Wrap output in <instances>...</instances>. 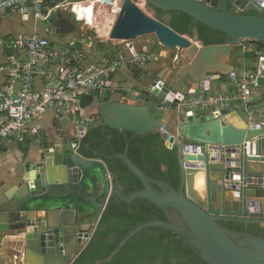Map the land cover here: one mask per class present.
<instances>
[{
    "label": "water",
    "instance_id": "obj_1",
    "mask_svg": "<svg viewBox=\"0 0 264 264\" xmlns=\"http://www.w3.org/2000/svg\"><path fill=\"white\" fill-rule=\"evenodd\" d=\"M139 1L161 13H184L191 25L217 31L224 41L204 46L195 31L180 35L167 26L166 15L149 17L135 5ZM248 12L253 15H245ZM80 24L74 12L61 9L46 32L67 36L77 33ZM146 36L154 38L157 47L152 51L163 61L161 71L169 74H156L138 89L136 98L125 91L111 94L100 102L99 122L93 126L137 135L159 133L166 149H176L179 191L164 184L155 191L127 158L126 149L113 158L123 162L142 190L123 194L117 176L102 159L78 153L88 128L79 125L76 133L60 114L56 130L49 131L36 151L28 150L13 173L0 180V262L17 240L22 264H74L110 199L117 197L125 204L145 199L167 216L174 211L180 221L154 220L135 227L110 256L95 264L109 262L128 240L150 227L174 231L206 264H264V238L220 225L264 226L263 116L250 123L229 106L205 115L177 106L184 98L204 96L222 76L234 80L236 47L247 41L264 43V0H124L110 39L130 42ZM253 69L258 89H264V52L256 53Z\"/></svg>",
    "mask_w": 264,
    "mask_h": 264
},
{
    "label": "built area",
    "instance_id": "obj_2",
    "mask_svg": "<svg viewBox=\"0 0 264 264\" xmlns=\"http://www.w3.org/2000/svg\"><path fill=\"white\" fill-rule=\"evenodd\" d=\"M124 0H65L62 4L47 0H0V16L16 13L31 17L33 21L49 24L58 10L74 12L87 30L90 38L105 44L121 43L110 39ZM135 5L146 15H152L144 1ZM76 7L83 10L75 12ZM126 43V42H125ZM7 56L6 84L0 88V113L4 119L0 122V144L15 138L18 142L26 139L27 126L49 109H55L58 115L68 118L71 129L77 133L79 125H92L97 122L95 116L85 118L79 108L83 93H94L103 97L111 91L109 78L117 70L142 68L157 59L151 51L135 52L131 59L116 55V59L98 64H86L85 54L74 44L63 48L59 55L52 52L49 41L34 28L26 36H20L7 42H1ZM243 51H248L243 47ZM22 52L24 58H19ZM56 60L59 61L56 62ZM42 79L41 88L36 86ZM257 72L241 71L236 79L234 93H215L199 97L184 98L177 106L185 111H216L224 106H239L241 114L250 123L261 118L259 106L252 103V93L258 89ZM164 105L167 104L163 100ZM80 112V113H79Z\"/></svg>",
    "mask_w": 264,
    "mask_h": 264
},
{
    "label": "trees",
    "instance_id": "obj_3",
    "mask_svg": "<svg viewBox=\"0 0 264 264\" xmlns=\"http://www.w3.org/2000/svg\"><path fill=\"white\" fill-rule=\"evenodd\" d=\"M51 5V1L47 0ZM152 17L160 19L167 16L166 24L180 35H192L195 31L198 41L204 45L221 44L224 36L217 31L210 30L206 26L196 23L191 25V18L184 13L162 12L152 10ZM245 15H253L248 12ZM87 36V35H86ZM97 42V41H95ZM252 46V50L246 53L245 59L254 62L256 53L264 52V43L247 41L244 43ZM50 48L52 43L49 41ZM98 49L103 50L114 47L111 44H97ZM75 48L82 50L81 44H75ZM118 50V47H115ZM102 50V49H101ZM115 50L105 57V61L116 59ZM7 56L9 52H6ZM118 55V54H117ZM253 69V68H252ZM137 71V70H136ZM107 93L100 97L94 93H83L80 96L79 108L86 115L87 110L95 102L109 100ZM80 113V112H79ZM94 112L88 116L99 115ZM88 130L78 145V153L87 159H102L109 172L118 178L123 194H130L142 190L140 181L127 170L120 159L113 158L114 155H122L127 149V158L140 169L150 180L151 187L160 192L159 184L169 186L179 191L180 176L176 149L168 150L164 147V141L159 133L150 132L144 135H137L130 132L119 133L116 129L107 126L87 125ZM25 142V140L23 141ZM26 154L27 150H23ZM166 167V171L162 167ZM179 217L172 211L167 216L164 211L149 203L145 199H135L130 204H125L112 197L107 205L101 219L99 220L90 242L81 252L74 264H95L98 260H105L118 247L119 243L135 227L150 221H163L178 223ZM220 225L229 231L244 233L264 238V226L243 224L235 222H221ZM100 264H206L196 252L174 231L150 227L140 231L128 240L120 251L107 263Z\"/></svg>",
    "mask_w": 264,
    "mask_h": 264
},
{
    "label": "crops",
    "instance_id": "obj_4",
    "mask_svg": "<svg viewBox=\"0 0 264 264\" xmlns=\"http://www.w3.org/2000/svg\"><path fill=\"white\" fill-rule=\"evenodd\" d=\"M252 13V12H251ZM28 19H30L31 23H32V30L31 33L33 32L34 28L37 30V32L39 33L38 30V23H43V22H37L35 23L33 21V19H31V17H28ZM44 28V27H43ZM30 33V34H31ZM87 33V32H86ZM75 34V33H74ZM78 35V38L76 40H78V43L81 45H84L85 47H82V50L84 51L85 54V63L86 64H98L101 63L103 61H105V57L110 54L108 52L105 51V49L103 50V47H101L100 49H98L97 52H95L94 54H92L93 57L88 56V51L86 52L87 48L86 46H91L92 43L90 42L91 39L88 38V36H84L87 35L85 34V32L82 30V33ZM21 35H17L16 37H11L10 40L12 39H16L18 37H20ZM26 36V35H25ZM45 38H47L50 43H52L51 46V50L52 52H54L56 54V56L59 55L60 51L63 48H67L65 47V45H60L59 47H54V40L52 39V36H44ZM50 37V38H49ZM58 37H64V36H58ZM8 38H6V36L2 39H0V88L3 87L7 80H8V76H7V54H6V50L5 48H3L1 42H7L9 40H7ZM148 41V42H147ZM77 43V44H78ZM149 44L150 47L152 46V48H155V40L152 36H146V37H142V38H138L134 41H130V42H121V43H115V45H112L114 47H118L117 50V54H121L123 55L124 58L126 59H131V55L130 52L128 51L131 47L134 46H142V44ZM243 47H246L248 51H242ZM102 49V50H101ZM163 49V48H162ZM252 50V46H246L244 45H240L238 46V48L236 49L237 53V61L234 62V66L236 68H238L237 72H236V77L234 78V80H229L227 81L225 79L224 76H222V78L219 79V81L215 82L213 84V86L210 88V90L206 93V95L209 94H215V93H234L236 91V79L238 74L241 71H248V70H254L253 68V62H249L248 60L245 59V55L246 53H248L249 51ZM137 52V51H136ZM164 52V51H163ZM162 52V54H163ZM18 57L19 58H24V55L22 52L18 53ZM56 62L59 63L58 60H56ZM161 63H163L162 59L160 58V56H158V59H154V61L149 62V64L147 63V65H145L144 67L140 68V69H136L135 68H129V67H124L121 68L123 69L122 71H119L120 73L114 78V77H110L109 82L112 86L111 91L108 92L110 95L111 94H116V93H120V92H127L128 94L132 95L133 97H137L139 96V88L142 87L143 85L146 86L148 83H150V81H152L153 77L156 74H159V76L161 75V77L166 74H169V70L164 73L165 71H161ZM130 80L135 82L138 85V88L135 90H133V88H125L123 85L126 82V80ZM113 80V81H112ZM42 79L38 78L37 79V83L36 86L38 89L41 88L42 85ZM264 95V89H256L253 91L252 93V103H255L256 105L259 106L260 112H261V116H263V121H264V106H263V102L261 100V98H263ZM110 97V96H109ZM264 100V99H263ZM100 102L98 103L99 106ZM98 106H96L95 104H93L91 107H89V109L87 110L86 113L91 114L94 113L96 111H98ZM233 110L237 111L238 113L241 114L240 111V107L235 105L232 106ZM211 111H201V110H197L195 111V113L197 115H205L210 113ZM57 111H55V115H54V121L52 123H47V122H43L40 123L41 120H37L39 119L41 116H39L38 118H36L34 121L30 122L27 126V134L26 135V139L25 142H18V140H16L15 138H12L11 140L8 141H3L0 144V180H2V178L5 177L6 173H13L14 169H16V167L18 166L19 163L22 162V160L24 159V156L26 154H23V150H32V151H36V145L40 144L44 141V135H46L49 131L52 130H56L54 128L55 124H59V117H57ZM242 115V114H241ZM4 119L3 114L0 113V122ZM61 129V128H59ZM169 132L173 133V130L169 127ZM26 152V153H27ZM30 156H32V154H30ZM13 251L11 253H9L8 255H5L2 259V261L0 262V264H22V250L18 249L19 248V242L16 240H13ZM15 251V252H14ZM34 264V262H33Z\"/></svg>",
    "mask_w": 264,
    "mask_h": 264
},
{
    "label": "rangeland",
    "instance_id": "obj_5",
    "mask_svg": "<svg viewBox=\"0 0 264 264\" xmlns=\"http://www.w3.org/2000/svg\"><path fill=\"white\" fill-rule=\"evenodd\" d=\"M45 25H46L45 23H38V30L41 36L48 37V35L45 33V30L43 28ZM31 30H32V23L30 19H28V17L26 16H22L16 13H7V14L0 16V39L6 36V38H8L7 40H10L11 37H16L17 35H21V36L29 35L31 33ZM77 38H78L77 34H70L64 37L52 36V39L54 40V44H53L54 47H59L60 45H63V44L65 45V47L71 44H76L78 43V40H76ZM90 42H92V45L86 46L87 48L86 52L88 51V56L93 57L92 54L98 51V47H97L98 43L93 42V41H90ZM82 47L84 48L85 46L82 45ZM151 49L152 47H150L149 44L145 43V44H142V46L137 45V46L131 47L128 51L130 52V54H133L136 51L137 52L150 51ZM114 50L115 52L117 51L115 47H108L105 49L107 54L108 52L112 53ZM122 70L123 69H119L116 72H114L111 78L114 77L115 75L117 76L120 73L119 71H122ZM123 86L125 88H131V89L133 88V90L134 89L136 90L138 88V85L135 82L130 81L128 79L126 80ZM261 100L264 101L263 98H261ZM98 103L99 102L97 101L94 104L98 106ZM262 104L264 106V102ZM96 113L99 114L98 111H96ZM54 115H55V109H49L45 111L42 114V116L37 120L39 121L43 118L40 121V123H43V122L52 123L54 121ZM88 115L89 114L86 113L85 118H88L89 117Z\"/></svg>",
    "mask_w": 264,
    "mask_h": 264
},
{
    "label": "clouds",
    "instance_id": "obj_6",
    "mask_svg": "<svg viewBox=\"0 0 264 264\" xmlns=\"http://www.w3.org/2000/svg\"><path fill=\"white\" fill-rule=\"evenodd\" d=\"M52 3V2H51ZM54 3V2H53ZM147 5V4H146ZM148 7V6H147ZM149 8V7H148ZM149 10H150V8H149ZM151 11V10H150ZM151 13H152V11H151ZM55 17V16H54ZM150 17V16H149ZM151 18H153L152 17V15H151ZM37 23V22H36ZM48 24H46L45 26H44V30H46V26H47ZM81 25V24H80ZM81 28V27H80ZM84 32H85V29L83 30ZM40 34V33H39ZM76 34V33H75ZM81 33H79V35H80ZM85 34H87V36H88V38L89 39H91L90 41H93V42H95V40H93L92 38H90L91 36H90V34L87 32H85ZM53 36H55V35H53ZM84 36H86V35H84ZM43 37V36H42ZM45 38V37H44ZM47 39V38H46ZM48 40V39H47ZM49 41V40H48ZM115 41V40H114ZM121 42H125V41H121ZM92 43V42H91ZM97 43H99V42H97ZM103 44H105V43H103ZM75 45V44H74ZM112 45V44H111ZM240 45H244V43L243 44H240ZM239 45V46H240ZM247 46V45H246ZM152 47V46H151ZM157 47V46H156ZM248 47V46H247ZM238 47H236V49H237ZM246 48V47H245ZM236 49H235V53H238V52H236ZM153 50V48L150 50L151 52H153L152 51ZM243 51V50H242ZM84 53V52H83ZM154 53V52H153ZM155 54V53H154ZM156 55V57H157V59H158V54H155ZM136 69V68H135ZM137 69H140V68H137ZM136 69V70H137ZM99 115V114H98ZM62 117H65V116H62ZM60 119V118H59ZM97 122H99V119L97 120ZM97 122H95V123H97ZM95 123H93V125L95 124ZM68 126L70 127V125H69V122H68ZM71 128V127H70ZM88 128V127H87Z\"/></svg>",
    "mask_w": 264,
    "mask_h": 264
},
{
    "label": "flooded vegetation",
    "instance_id": "obj_7",
    "mask_svg": "<svg viewBox=\"0 0 264 264\" xmlns=\"http://www.w3.org/2000/svg\"><path fill=\"white\" fill-rule=\"evenodd\" d=\"M82 30H84V29H83V28H78V31H77L76 34L82 33ZM45 33H46L47 35H49V36H53L52 34H48V33L46 32V30H45ZM58 36H61V35H58Z\"/></svg>",
    "mask_w": 264,
    "mask_h": 264
},
{
    "label": "bare ground",
    "instance_id": "obj_8",
    "mask_svg": "<svg viewBox=\"0 0 264 264\" xmlns=\"http://www.w3.org/2000/svg\"><path fill=\"white\" fill-rule=\"evenodd\" d=\"M75 12L78 13V14H82L83 10L81 8H79V7H76Z\"/></svg>",
    "mask_w": 264,
    "mask_h": 264
}]
</instances>
